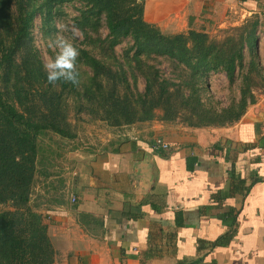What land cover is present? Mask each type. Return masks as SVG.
<instances>
[{"label": "crops", "instance_id": "0c3cea01", "mask_svg": "<svg viewBox=\"0 0 264 264\" xmlns=\"http://www.w3.org/2000/svg\"><path fill=\"white\" fill-rule=\"evenodd\" d=\"M252 17H264V0H144V19L170 32ZM259 105L261 115L229 126L157 127L76 151L57 176L59 201L46 200L52 186L41 190L53 264H264V98Z\"/></svg>", "mask_w": 264, "mask_h": 264}, {"label": "rangeland", "instance_id": "374dc122", "mask_svg": "<svg viewBox=\"0 0 264 264\" xmlns=\"http://www.w3.org/2000/svg\"><path fill=\"white\" fill-rule=\"evenodd\" d=\"M115 1L116 11L121 15L137 13L141 5V0ZM4 5V8L0 7V38L6 39L5 45L15 37L20 10L35 8L36 12L30 21L28 36L16 48L6 74L4 71L2 73L4 75L0 79V87L21 111L35 115L37 120L44 115L52 116L45 99L50 106L59 101L61 116L68 121L73 136L65 137L50 129L38 135L35 174L29 201L24 205H16L12 201L0 203V264H53L59 258V253L50 236L51 230L44 214L45 194L41 190L43 186H52L53 192L46 200L59 201L56 192L62 185V178L57 176L60 171L71 167L76 151L103 148L108 139L116 140L128 135L149 137L157 127L229 126L237 121L213 123L209 117L201 116L197 108L199 104H188L175 94L169 100L163 98L159 106H153L157 102V86L144 105L140 95L146 92L148 75L157 73L159 79L169 78L178 83L171 88L173 91L180 86L188 94L190 89L182 86V81L188 77L189 71L183 63L178 64L166 55L145 49L136 52L137 46L131 37L109 31L104 13L92 0H5ZM259 20L258 44L254 48L253 60L260 65L264 74V17ZM12 23L14 25L11 27ZM61 25L68 29L63 34L71 36L79 50L76 63L79 84L68 82L69 87L64 92L60 91L59 86L47 90L48 84H41L36 74L25 76L26 63L31 65L32 56H37L43 68L52 58L53 50L47 46L48 41L61 30ZM228 27L231 26L211 29L207 33L220 38L222 30ZM156 29L171 36L190 31L170 32L158 26ZM72 30H75L74 36ZM86 52L105 66L104 73L98 74L86 62ZM250 60L247 53L244 66L238 73L239 78L233 82L221 71H211L206 75L200 73V83L196 84L203 89L199 92L201 102L217 109L233 104L238 106L242 75L247 72ZM106 69H112V75L125 71L127 82L122 80V75L107 78ZM249 77L255 81L253 90L256 101L247 106L241 118H249L252 110L255 115H261L262 112V106L259 105L258 109L253 107L264 98V80L256 73ZM158 138L161 137H155L154 140Z\"/></svg>", "mask_w": 264, "mask_h": 264}, {"label": "trees", "instance_id": "16d2710c", "mask_svg": "<svg viewBox=\"0 0 264 264\" xmlns=\"http://www.w3.org/2000/svg\"><path fill=\"white\" fill-rule=\"evenodd\" d=\"M92 1L104 13L109 31L113 34L131 37L136 43V52L142 49L149 50V52L171 57L178 64L183 63L185 68L187 67L189 75L183 79L182 86L190 89L188 94H185L180 86L173 91L171 88L178 83L169 78L159 79V74L152 73L151 75L154 74L152 78L151 75L147 76L146 92L140 95V100L144 105L147 103L149 94L154 93V87L157 86V102L153 106H159L163 98L169 100L175 94L188 104H199L197 108L202 113L201 116L209 117L213 123L226 124L238 121L245 113L247 106L255 103L256 97L253 90L255 81H251L249 76L256 73L264 80L260 65L253 60L254 48L258 44L257 28L260 22L258 17L247 19L241 25L223 29L220 38L194 29L171 36L165 35L156 29L154 24L144 19V0L140 1L141 5L137 13L125 15L117 13L115 0ZM4 2L5 0H0L1 8L5 7ZM35 12V8L20 10L12 42L5 45L6 39L0 38V79L6 74V68L13 59L16 48L20 47L28 36L29 24ZM13 25L12 23L10 26ZM247 53L251 60L247 66V72L242 75L238 106L233 104L217 109L203 104L199 93L203 89L196 84L200 83L199 74L206 75L211 71H221L225 73L229 81L233 82L239 78L238 73L244 66ZM85 58L98 74L105 72V66L96 57L86 52ZM30 64L26 63L25 76L29 77L31 73L33 76L36 74L41 84H48L47 90L59 86L60 91L64 92L69 87V83L65 81L49 84L43 65L36 55L32 56ZM3 71L4 74H2ZM120 73L112 75L113 70L106 69L107 78L111 75L112 78L122 75V80L127 82L126 72L121 71ZM127 87H129L128 84ZM45 100L52 116L44 115L37 120L35 115L21 111L11 101L6 91L0 87V203L12 201L16 205H24L29 201L35 174L36 140L43 130L50 129L65 137L73 136L68 121L61 116L59 101L50 106L47 99ZM26 108L30 110L29 107Z\"/></svg>", "mask_w": 264, "mask_h": 264}, {"label": "clouds", "instance_id": "9594fccd", "mask_svg": "<svg viewBox=\"0 0 264 264\" xmlns=\"http://www.w3.org/2000/svg\"><path fill=\"white\" fill-rule=\"evenodd\" d=\"M59 30L48 41V47L53 50V56L44 64L46 79L49 84L57 81L70 82L73 85L79 84V73L76 70L79 50L72 42V37L64 35L68 31L65 26H59ZM75 30H72V36Z\"/></svg>", "mask_w": 264, "mask_h": 264}, {"label": "built area", "instance_id": "2783aa9c", "mask_svg": "<svg viewBox=\"0 0 264 264\" xmlns=\"http://www.w3.org/2000/svg\"><path fill=\"white\" fill-rule=\"evenodd\" d=\"M154 146L156 148H162V149L169 148V144L166 141H164V139H161V138L155 139ZM76 200H77V197L71 196L72 202H76Z\"/></svg>", "mask_w": 264, "mask_h": 264}]
</instances>
